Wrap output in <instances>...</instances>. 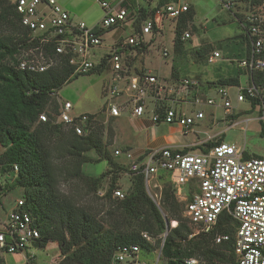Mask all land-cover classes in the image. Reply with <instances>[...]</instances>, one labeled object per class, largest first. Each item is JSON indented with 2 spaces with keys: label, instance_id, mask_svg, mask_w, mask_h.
Returning a JSON list of instances; mask_svg holds the SVG:
<instances>
[{
  "label": "trees",
  "instance_id": "trees-1",
  "mask_svg": "<svg viewBox=\"0 0 264 264\" xmlns=\"http://www.w3.org/2000/svg\"><path fill=\"white\" fill-rule=\"evenodd\" d=\"M171 1L176 0H160L152 10L136 5L134 0L124 5L130 12L129 19L136 18L133 24L140 37L137 46L126 45L127 49L138 50L141 54L148 50V44L153 39L145 40L148 35L142 34L140 25L148 18L155 21L157 9ZM247 1L252 7L264 6V0ZM193 15L190 7L178 19L174 44L176 55L182 53L185 43L183 33ZM236 16L245 28L242 40L246 48L248 46V58L251 53L249 25L246 18L243 20L239 14ZM112 29L114 27L109 30ZM157 30L155 24L149 36L155 35ZM38 46L39 40H32L31 31L23 26L11 0H0V175L8 176L11 181L6 188H1L22 190L25 210L41 233L35 248L56 243L62 257L60 264H114L117 251L133 245L148 252L160 248L166 264H188L190 259L199 260L201 264H236L237 225L234 220L223 215L210 233L195 234V228L185 216L186 206L179 201L178 189L169 173L163 172L157 178L161 188L158 190L160 198L156 201L149 194L144 174L130 172L114 159L110 149L115 138L112 121L106 125L97 114H87L89 120L83 128L84 133L78 135L74 125L57 120L61 108L56 98L58 90L84 74H75L66 56L56 58V64L43 73L20 69L22 53L35 50ZM198 51L201 60L208 62V51ZM42 52L48 57L54 56V45H43ZM106 63L103 59L89 73L104 71ZM134 70L137 74L146 71ZM242 74L207 83V88L241 87ZM172 75L174 83L180 81L177 75ZM249 84L257 91L254 98L249 97L251 108L259 107L261 117L264 113V70L250 73ZM43 114L48 117L46 122L40 119ZM260 122L261 136L264 137V122ZM222 142L223 138L212 139L182 152L202 149L207 153ZM92 153L95 157L90 155ZM250 158L245 153V159ZM102 161H107L109 168L101 175L84 173L86 164ZM15 166L19 167L18 172H15ZM124 174L129 176L130 187L121 199L114 193L122 190L119 181ZM108 179L109 186L105 188ZM63 183H77L84 187L90 195L102 201L100 210L81 204L72 195L64 193ZM102 189H105V194L101 197L99 193ZM144 233L155 241V245L143 237ZM224 235H229L230 240L217 244L216 238ZM1 254L4 253L0 251V264H3ZM28 261H31L29 254Z\"/></svg>",
  "mask_w": 264,
  "mask_h": 264
},
{
  "label": "built area",
  "instance_id": "built-area-1",
  "mask_svg": "<svg viewBox=\"0 0 264 264\" xmlns=\"http://www.w3.org/2000/svg\"><path fill=\"white\" fill-rule=\"evenodd\" d=\"M131 1L133 0H99L104 17L96 27L91 28L84 22L74 23L70 13L56 0H11L21 16L23 26L31 31L32 40H39L40 43L35 50L22 53L19 68L43 73L56 64V58L66 56L75 74L89 73L100 65L95 66L88 56L92 50L102 46L103 31L135 22V17L129 19L130 12L124 6ZM188 8L180 3H169L157 9L156 19L178 20ZM156 19L154 21L148 18L142 21L140 29L143 35L152 34L157 24ZM245 21L249 25L251 53L248 58L240 61V67L249 75L264 70V18L259 13H252ZM189 38L190 34L185 33L183 40ZM47 44L54 45V56L48 57L42 52V46ZM138 44V40L130 38L128 43L123 45L124 49L112 47L106 56V64L114 72V81L123 83L122 86L115 84L107 89L108 99L128 98L126 104L109 103L106 111L111 117H118L123 110L129 109L133 115L142 118L151 104L153 114L149 119L152 123L183 128L190 134V127L205 118L203 111L199 110L194 117L185 114L183 106L179 108L174 105L175 101L178 104L182 102L181 98L171 101L166 99V95L174 91L168 90L165 85L167 82L152 71L146 70L143 74H137L124 69L123 54L126 52L118 51L126 50V45ZM164 56H169L167 50ZM219 57L220 53L214 52L208 58V63H215ZM179 86L187 98H182L181 104L192 100L196 106L217 105L214 99L200 92V81L183 79ZM216 90L222 100V108L226 113H231L233 105L228 87H219ZM256 95L255 86L248 84L244 88L240 87L238 102H248L249 97L254 98ZM60 107L57 120L74 125L76 133L82 135L89 120L88 115L71 116L74 107L71 102L60 104ZM40 119L46 122L48 117L43 114ZM260 120L264 122V113ZM114 157L118 161L124 160L121 162L128 166L130 172L144 174L147 188L160 189L161 186L155 180L163 172L170 174L171 181L178 191H181L182 186L193 183L197 191L186 205L185 216L197 230V234L210 233L220 218L228 215L237 225L236 264H264V159H245L244 150L224 142L207 153H183L174 148H163L136 156L132 150L115 148ZM18 171L19 167L15 166V172ZM114 194L115 197L124 198L121 189L116 190ZM0 224L3 226V229H0V251L3 253L25 252L31 246L35 247L41 238L40 230L34 225L30 213L25 210L24 199L18 201L10 213L9 220L1 221ZM143 237L152 242L148 234L144 233ZM229 240V235L218 236L216 243ZM140 253L141 248L137 245L124 246L115 254L114 264H141L138 261ZM187 263L201 264L196 259H190Z\"/></svg>",
  "mask_w": 264,
  "mask_h": 264
},
{
  "label": "rangeland",
  "instance_id": "rangeland-1",
  "mask_svg": "<svg viewBox=\"0 0 264 264\" xmlns=\"http://www.w3.org/2000/svg\"><path fill=\"white\" fill-rule=\"evenodd\" d=\"M56 1L71 13L75 23L84 22L90 27L95 23H99L103 17V10L98 0ZM141 1L144 2V0ZM182 1L190 4L194 14L193 20L186 23V28L183 33V36L185 33H189L191 36V38L185 40L184 48L187 50L185 53L182 52L179 55L174 53L175 32L178 20L167 21L157 18V23L159 24L157 32L153 36L148 35L145 37L146 41H149L150 37L153 39V42L150 41L148 44V50L141 54L138 50L126 49V53L123 54V66L127 72L135 73L136 71L134 69L136 66L139 69L146 67V69H151L150 71L153 74L160 76L161 80L167 82L165 83L167 89H173L174 91V93H168L166 95V99L169 101L172 99L180 100V98L186 97L185 93L183 95L179 86L180 81L174 83L172 80L171 76L173 71L178 72L184 78L200 75L204 81H207L206 72L210 70L215 71L217 67L222 66L221 64L224 58H229L235 60L232 63L225 61L231 66V71H234L231 75H239L241 67L240 62L237 63V60L239 61L243 56L246 57L247 49L246 44L242 40L245 28L236 15L239 14L245 20L250 14L259 13L264 18V6L258 8L252 7L247 0ZM46 12L50 13L47 9ZM130 38L140 39L133 23H128L125 27L117 26L112 30L104 32L102 46L89 53V60L95 66L99 65L107 52H110L112 46L124 49L123 45L128 43ZM201 42L211 43L212 48L220 50L224 58L220 59L218 64H210L202 61L198 53L199 51L195 49ZM166 50L169 52L168 57L164 56ZM220 71H222V75L225 74V68H222ZM240 78L241 87L248 86L249 81L246 79L247 75L245 72H243ZM115 84L122 86L123 83L114 81V72L109 67L101 72L94 71L93 73L80 75L60 88L56 98L60 104H64L65 102H71L73 104L74 107L71 116L79 117L81 115H87V113L97 114L99 119H102L108 125L111 116L104 110L106 107L108 109V104H126L128 102L127 97L115 98L113 100L108 99L107 89ZM239 89V86L228 87L233 105L231 113H226L222 108V100L214 88L208 89L204 92V95L214 99L217 103L216 106H196L192 100L183 104L182 109L185 114L194 117L201 110L205 113V118L196 121L190 127L192 130L191 134L186 133L183 128L176 127L180 131L174 133L173 136L184 142H190L192 140L206 141L204 144L212 139L223 138L224 143L244 150L252 158L264 159V137L261 136L262 123L260 122V108L252 109L249 101L239 103ZM130 112L132 111L123 110L120 116L113 118H118L117 122L124 137L131 139L133 136L135 140L133 139L132 141L136 143V140L140 138V134H136V131L133 129V124L130 120L132 113ZM146 112L144 117L150 118L153 114V106L151 104L147 107ZM233 116H236L237 119H234ZM166 126L163 125V128H166ZM133 131L135 132L134 135ZM114 149L111 148L113 157ZM194 153H201V150H195ZM90 155L95 157L94 153ZM114 159L128 168L126 164L122 163L124 160L118 161L115 157ZM108 168V162L102 161L86 164L83 169L87 175L99 176ZM155 181L159 184L158 180ZM9 182L11 181L8 176L0 175V218L6 222L9 220L11 211L17 206L18 201L22 199L21 189H5ZM109 182L110 180L108 179L104 184L105 188L109 186ZM119 184L125 193L130 187L128 174L122 176ZM1 187L5 188L2 189ZM61 187L64 193L72 195L81 204H86L97 210H100L102 207V201L90 195L84 187L77 183H63ZM158 190L148 188L150 196L156 201L160 198ZM194 192H196V187L190 183L181 187V191H178L177 197L186 206L188 204V198ZM104 194L105 189H102L99 196L102 197ZM0 229H3L1 224ZM196 233L197 230L195 229ZM152 244L155 245L153 239ZM28 254L31 258L30 262L28 261ZM2 256L4 258L3 264H60L62 260L60 248L56 243H49L45 248L31 246L25 252L4 253ZM138 261L141 264H166L161 257V249L158 247L152 252L141 250Z\"/></svg>",
  "mask_w": 264,
  "mask_h": 264
},
{
  "label": "crops",
  "instance_id": "crops-1",
  "mask_svg": "<svg viewBox=\"0 0 264 264\" xmlns=\"http://www.w3.org/2000/svg\"><path fill=\"white\" fill-rule=\"evenodd\" d=\"M159 1L160 0H144V2H142L141 0H136L134 3H136V5H141L142 7H144V6L148 7L149 9L152 10V9H155L157 7ZM172 2L173 1H171V3ZM175 2L183 4V5H187L190 8V4L186 3V2H184L182 0H176ZM44 10H46V9L44 8ZM65 10L68 11L67 9H65ZM70 15H71V13H70ZM103 17H104V11H103ZM71 18H72V21L74 22V18L72 17V15H71ZM156 21H157V19H156ZM99 23H95V24L91 23V24H94V25H92L90 27L91 28L92 27H96ZM126 25L127 24H125L123 26L125 27ZM157 25L159 27L158 23H157ZM111 48H110V50H111ZM195 49L197 51L200 50V49L208 51V57H210L214 52L220 53V57L217 58L215 63H213V64H218L219 60L224 58L220 50L212 48L211 43L201 42V44L196 46ZM246 49H247L246 51H247V55H248V52H249L248 46H247ZM186 51L187 50L185 48H183L182 52L185 53ZM108 54L109 53L107 52V54L105 55V57L103 59H106V56ZM247 55H246V57H244V56L241 57V59L239 61L237 60V63H239L241 60L246 59ZM208 57H207V59H208ZM224 59H223V62L221 64L223 67L219 66V67H217L215 69V71L214 70H212V71L210 70V71L206 72V78H207L206 80L207 81H204L203 78L200 75H194L193 77L184 78V77H181V75H179V73L176 72V71H173L172 74L177 75L178 78L180 79V81H182L183 78L184 79H196L197 78L196 80H198V81H200V82H202L204 84L203 86L201 85V89H200V92L203 93V92H206L208 90L207 83H214V82H216V81H218L220 79L231 78V77L235 76V75H231V74H233L232 72H234V71H231V69H230L231 66L228 65V63L225 62V61H227L229 63H232V62H235V60L229 59V58H227L225 60ZM101 63H102V61H101ZM103 66H105V69L109 68V66L106 65V64H104ZM136 68H138V67L136 66ZM222 68H225V74L224 75H222V71H220ZM142 69H146V67H142ZM148 70H151V69H148ZM240 72L243 73L245 71L243 69H241ZM246 75H247L246 79H247V81H249V75L248 74H246ZM172 76H171V78H172ZM240 84H241V78H240ZM181 101L182 102L179 103L180 105L177 103V101L174 102V105L178 106L179 108H181L182 106H184L183 104H181V103H183V99L182 98H181ZM104 110H106V109H104ZM127 110H129V109H127ZM130 113H132V112H130ZM87 114H90V113H87ZM130 120H131V122L133 124V129H134V131H136V134L137 133L140 134L139 140H136V143H135L134 141H132L133 139L135 140V138H133V136H132L131 139L130 138H125L123 133H122V131H121V129H120V127H119V125H118V122H117L118 118L115 119L113 117H110L109 121H112V124H113L112 126H113V129H114V132H115L114 143L111 146V148L114 149V148H118L119 147V148L125 149V150H132L135 153L136 156H141V155L145 154L146 152H150V151H153V150H160V149H163V148H174V149L183 151L186 148L202 146L206 142V141H196V140H192L190 142H184V141L178 140V139H176L173 136L174 133H177L178 131H180V130H178V128L172 127V126H169V125H167L166 128H163V125H166V124H158V125H156V124L152 123L151 120L148 117L140 118V117H137V116L132 114V116L130 115ZM134 131H133V135L135 134ZM197 150L198 149H196V151ZM200 150L202 152V149H200ZM196 191H197V188H196ZM1 221L2 220L0 218V222Z\"/></svg>",
  "mask_w": 264,
  "mask_h": 264
}]
</instances>
